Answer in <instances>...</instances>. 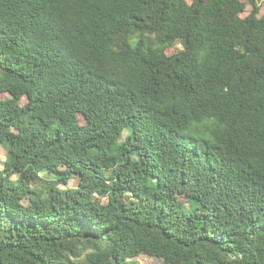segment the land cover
<instances>
[{"label": "trees", "instance_id": "16d2710c", "mask_svg": "<svg viewBox=\"0 0 264 264\" xmlns=\"http://www.w3.org/2000/svg\"><path fill=\"white\" fill-rule=\"evenodd\" d=\"M250 1L0 0V264H264Z\"/></svg>", "mask_w": 264, "mask_h": 264}, {"label": "rangeland", "instance_id": "374dc122", "mask_svg": "<svg viewBox=\"0 0 264 264\" xmlns=\"http://www.w3.org/2000/svg\"><path fill=\"white\" fill-rule=\"evenodd\" d=\"M186 2H190L191 0H185ZM243 2V12L241 13V16L244 17L246 16L250 10L252 9V3L250 0H240ZM260 16H264V4L260 10ZM179 46L176 45V48H178ZM175 48V49H176ZM174 48L171 49V51H173ZM8 94L7 93H0V98L2 97H6ZM26 102V98L23 97L21 99V103L24 104ZM80 122H83L82 119H80ZM12 131L17 132L18 131V126H12L11 127ZM24 146V142L22 139H16L15 142L11 145L10 143H0V167L3 166V163L5 161V159L7 158L8 154L11 152H15V151H20L23 149ZM77 182L76 178H71L68 182L69 186H75ZM180 197L184 198L183 194L180 193L179 194ZM30 199L26 198L24 200L25 204L30 203ZM102 203H105L106 200L105 198L101 200ZM135 260L138 262V264H160L163 259L162 258H157L154 256H147V255H140L138 257L135 258Z\"/></svg>", "mask_w": 264, "mask_h": 264}]
</instances>
